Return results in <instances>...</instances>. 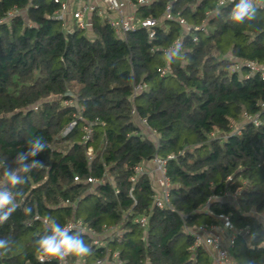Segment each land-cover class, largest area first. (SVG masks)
Wrapping results in <instances>:
<instances>
[{
    "label": "trees",
    "instance_id": "1",
    "mask_svg": "<svg viewBox=\"0 0 264 264\" xmlns=\"http://www.w3.org/2000/svg\"><path fill=\"white\" fill-rule=\"evenodd\" d=\"M129 1L137 19L159 20L154 38L141 26L121 36L98 9L87 33L60 19L53 0H0V161L11 163L29 137L48 144L35 158L46 167L29 174L0 226V238L14 241L0 264H55L35 250L48 227L36 214L101 234L94 244L81 231L93 255L73 262L215 264L191 230L219 226L226 245L222 215L236 231L233 263L264 264V80L248 66L264 64V9L233 24V2ZM156 156L167 159L164 207L152 177L137 171ZM104 227L119 234L102 235Z\"/></svg>",
    "mask_w": 264,
    "mask_h": 264
},
{
    "label": "built area",
    "instance_id": "2",
    "mask_svg": "<svg viewBox=\"0 0 264 264\" xmlns=\"http://www.w3.org/2000/svg\"><path fill=\"white\" fill-rule=\"evenodd\" d=\"M55 3L60 5V10L57 12V16L64 20L65 23L69 24L71 21L76 22L78 27L82 29H87L89 30L92 26L91 20H90V14L92 11H95L98 9V13L101 16H107L105 12H103L101 6L97 3H91V0H84L83 5L80 7V1L81 0H53ZM107 4V9L108 12H114L117 14V18H113L110 16H107L108 21L113 29L120 34L123 37H126V34L129 31H132L139 26L147 28L149 30V37L154 38L156 31L155 27L158 25L159 20L154 18V17H147L144 19H137L135 15V7L129 0H104ZM141 4L148 3L149 0H139ZM233 0H220L219 1V6H226L229 3H232ZM78 4V8H76V5ZM130 8L132 11L130 13H127V9ZM171 7H167V14L166 17L170 20H173L174 18L170 14ZM13 15V12L9 13V16ZM180 25L184 26L187 31H190V26L188 23L185 21V19H182L180 17L175 18ZM3 20H0V23H2ZM196 40V38H195ZM250 72L253 74L259 73L262 79L264 80V64H257V63H248ZM236 69H239V66L236 67ZM145 86L143 85H137L134 88L135 93H138L141 91ZM261 106L264 110V103H261ZM134 114L136 115L135 109L132 110ZM249 119L251 117H248ZM137 121L140 123L141 126L146 127L147 131L149 130L152 134L153 132L149 129V126L147 124L146 119H142L137 116ZM255 124H258V121L254 120ZM74 126L72 123L69 127L71 129ZM87 130V136L86 139L88 140L90 138V133L91 129L90 127L85 128ZM94 154V150L92 148H89L87 150V155L89 159H92ZM173 156H169L168 158H172ZM154 165V171L157 173V178H156V201L160 207L167 206L169 203V189H170V180L167 176V159H163L159 156H156L152 161ZM137 171L139 173L145 172V168L143 165L137 167ZM75 180H79L78 177L75 178ZM135 178H132V181H134ZM101 182L103 183L105 181L104 178L101 180L97 179H91L89 178V182ZM221 219L224 220L225 226L224 228L226 230H229L232 232L230 237L227 239V244L224 245L223 238H222V233L223 229L219 226H212L211 228L209 227H198L196 229H192L191 232L192 234L195 235L196 238V244L197 245H203L206 247L214 256V263L215 264H234L232 259H231V253H230V246L234 244L235 241V227L234 225L230 222L229 218L223 217L222 215L220 216ZM34 221H39L42 222L46 225H50L52 222L49 220L48 217L41 216L40 214H36L34 216ZM136 222L139 223L142 226H146L147 224V218L145 216L139 217L136 219ZM65 227H72L73 230H79L83 231L85 233H88L93 237V242L94 244H99L101 241L100 237L101 234L97 233L95 230H93L90 227H87L83 221L73 219L69 221ZM117 231V234H119V231L117 227H104V231L102 235H111ZM119 253L116 252L113 254L114 258H118ZM40 262L46 263V262H54L55 264H59L57 260L54 258L49 259L47 257H41L39 256ZM105 260H99L97 264H104ZM67 264H85L83 261H77L73 262L71 260V257L68 258ZM116 264H119L117 262Z\"/></svg>",
    "mask_w": 264,
    "mask_h": 264
},
{
    "label": "clouds",
    "instance_id": "3",
    "mask_svg": "<svg viewBox=\"0 0 264 264\" xmlns=\"http://www.w3.org/2000/svg\"><path fill=\"white\" fill-rule=\"evenodd\" d=\"M264 9V0H233L227 14V21L243 24L254 21L258 10ZM217 15H220L217 13ZM180 45H177L179 49ZM169 62L172 56H167ZM48 148L42 136L29 137L24 150L16 153L11 163L0 161V226L6 223L17 209L16 198L23 193L20 190L34 170L43 169V161L35 159ZM25 214L32 209L26 208ZM35 250L41 257L54 258L59 264H67L69 257L84 258L93 255V249L85 242L84 234L72 227H63L53 221L43 235L35 242ZM11 238H0V258L5 257L13 248Z\"/></svg>",
    "mask_w": 264,
    "mask_h": 264
},
{
    "label": "rangeland",
    "instance_id": "4",
    "mask_svg": "<svg viewBox=\"0 0 264 264\" xmlns=\"http://www.w3.org/2000/svg\"><path fill=\"white\" fill-rule=\"evenodd\" d=\"M90 2L93 3V4L94 3L99 4L101 6L103 12H105L107 16H110V17H113V18H117V14L116 13H114V12H108L107 4H106V2L104 0H91ZM83 3H84V0H81L79 6L81 7L83 5ZM76 8H78V4L76 5ZM70 25H71V27H74V26L76 27L74 21H71L70 22ZM86 32L89 33V30H87ZM144 129H146V127H144ZM151 138H152V136H151ZM155 188H156V185H155Z\"/></svg>",
    "mask_w": 264,
    "mask_h": 264
},
{
    "label": "crops",
    "instance_id": "5",
    "mask_svg": "<svg viewBox=\"0 0 264 264\" xmlns=\"http://www.w3.org/2000/svg\"><path fill=\"white\" fill-rule=\"evenodd\" d=\"M132 10L130 8L127 9V13H130ZM145 171L149 173V175L152 177L156 187H157V183H156V178H157V173H155L154 171V165L152 162H145L143 164ZM158 188V187H157Z\"/></svg>",
    "mask_w": 264,
    "mask_h": 264
}]
</instances>
